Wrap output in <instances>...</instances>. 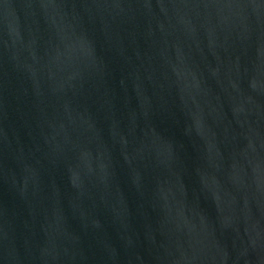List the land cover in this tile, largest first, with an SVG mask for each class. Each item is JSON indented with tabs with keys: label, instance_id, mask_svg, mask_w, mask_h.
<instances>
[{
	"label": "water",
	"instance_id": "1",
	"mask_svg": "<svg viewBox=\"0 0 264 264\" xmlns=\"http://www.w3.org/2000/svg\"><path fill=\"white\" fill-rule=\"evenodd\" d=\"M0 264H264V0H0Z\"/></svg>",
	"mask_w": 264,
	"mask_h": 264
}]
</instances>
